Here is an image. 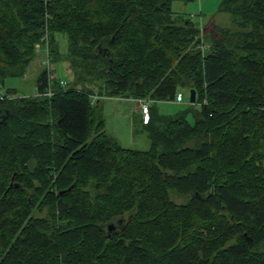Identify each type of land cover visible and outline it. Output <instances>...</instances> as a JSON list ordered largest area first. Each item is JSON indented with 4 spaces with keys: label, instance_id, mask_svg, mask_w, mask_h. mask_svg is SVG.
I'll list each match as a JSON object with an SVG mask.
<instances>
[{
    "label": "trees",
    "instance_id": "obj_1",
    "mask_svg": "<svg viewBox=\"0 0 264 264\" xmlns=\"http://www.w3.org/2000/svg\"><path fill=\"white\" fill-rule=\"evenodd\" d=\"M172 2L0 0V88L39 44L72 74L0 95V264H264V0L202 27ZM102 97L152 102L147 149L104 129Z\"/></svg>",
    "mask_w": 264,
    "mask_h": 264
},
{
    "label": "rangeland",
    "instance_id": "obj_2",
    "mask_svg": "<svg viewBox=\"0 0 264 264\" xmlns=\"http://www.w3.org/2000/svg\"><path fill=\"white\" fill-rule=\"evenodd\" d=\"M221 0H173L171 3L172 11L175 17L190 18L199 27L207 25L210 21L219 26H231V16L226 12L218 10ZM59 51L62 54L67 52L66 34L58 32L56 34ZM36 55L29 63L23 76H10L4 81V86L0 88V95L6 92L7 88H15L18 95H31L36 93L37 77L44 69L51 71L53 79L70 82L72 74L67 66V62L59 60L49 63L47 60V50L45 45L36 48ZM67 86V83L64 85ZM149 100V104L151 105ZM102 113L104 116V129L116 136L122 146L147 149L149 139L146 133L140 131L139 119L141 113L134 109L138 105L136 100L121 99L113 97L100 98ZM161 112L173 114L179 110L186 109L189 106L187 92L184 93V99L181 102L158 101L156 102ZM197 107V105H195ZM143 116V115H142ZM189 122H193L192 113L187 114Z\"/></svg>",
    "mask_w": 264,
    "mask_h": 264
},
{
    "label": "built area",
    "instance_id": "obj_3",
    "mask_svg": "<svg viewBox=\"0 0 264 264\" xmlns=\"http://www.w3.org/2000/svg\"><path fill=\"white\" fill-rule=\"evenodd\" d=\"M41 45H45L46 50H47L46 44H39L36 48L40 47ZM201 47L204 48L205 47V44H201ZM47 60H48V58H47ZM60 83L63 86L66 84V82H64V81H61ZM47 95H51V91L50 90L47 91ZM183 99H184V93H183V91H177L176 92V95H175V101L181 102V101H183ZM94 100H95V96L92 97V102ZM136 102L138 103L139 108L141 110V113L143 115V119L146 122L148 120V118H149V110H150L149 100H145V99L144 100H141V99H138V100H136Z\"/></svg>",
    "mask_w": 264,
    "mask_h": 264
},
{
    "label": "water",
    "instance_id": "obj_4",
    "mask_svg": "<svg viewBox=\"0 0 264 264\" xmlns=\"http://www.w3.org/2000/svg\"><path fill=\"white\" fill-rule=\"evenodd\" d=\"M189 102H192V103L195 102V91L193 89L190 91V94H189ZM11 179L13 180V177ZM12 185H13V183L11 182L9 187H11ZM14 185H17V184H14ZM112 228H113V225H109L108 231H110V229H112Z\"/></svg>",
    "mask_w": 264,
    "mask_h": 264
},
{
    "label": "crops",
    "instance_id": "obj_5",
    "mask_svg": "<svg viewBox=\"0 0 264 264\" xmlns=\"http://www.w3.org/2000/svg\"><path fill=\"white\" fill-rule=\"evenodd\" d=\"M136 107H134V109L136 108V110L138 111V112H140V108L137 106V105H135ZM141 113V112H140Z\"/></svg>",
    "mask_w": 264,
    "mask_h": 264
}]
</instances>
